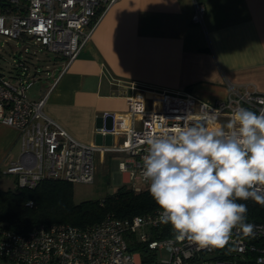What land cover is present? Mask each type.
I'll use <instances>...</instances> for the list:
<instances>
[{"label":"built area","instance_id":"1","mask_svg":"<svg viewBox=\"0 0 264 264\" xmlns=\"http://www.w3.org/2000/svg\"><path fill=\"white\" fill-rule=\"evenodd\" d=\"M4 1L0 36L20 44L12 55L13 75L0 71V122L20 131L19 158L4 173L12 175L19 187L31 188L50 178L92 183L96 154L111 152L122 154L117 166L126 175L124 183L139 191L148 185L143 158L150 136L206 123L213 113L217 125H223L237 107L257 114L264 109V92L254 85L228 83L227 96L213 101L167 90L146 96L131 85L132 91L125 94L126 110L105 113L111 124L101 128L104 133L121 135V141H81L46 113L47 91L38 98L29 95L39 75L33 77L28 62L19 58L45 50L62 58L61 71L66 70L116 0ZM204 14L205 6L195 2L191 21L203 25ZM56 79L53 77L49 87ZM159 214V209L123 218L107 214L87 226L39 223L23 232L0 222V260L7 264H264V222L247 221L255 225L253 237L234 231L224 249H201L187 239L176 240L171 226L160 223ZM132 243L145 245L152 258L142 261L141 252L130 248Z\"/></svg>","mask_w":264,"mask_h":264},{"label":"crops","instance_id":"2","mask_svg":"<svg viewBox=\"0 0 264 264\" xmlns=\"http://www.w3.org/2000/svg\"><path fill=\"white\" fill-rule=\"evenodd\" d=\"M195 2L205 6L203 25L191 21ZM0 39L12 53L20 45ZM61 59L49 72L57 79L46 113L81 141L114 144L122 136L101 130L111 124L104 114L126 110L131 85L206 101L226 97L228 83L264 92V0H116L64 71ZM30 96L41 97L40 87ZM19 155L20 131L0 122V176ZM112 156L118 164L122 154L97 153L96 168Z\"/></svg>","mask_w":264,"mask_h":264},{"label":"clouds","instance_id":"3","mask_svg":"<svg viewBox=\"0 0 264 264\" xmlns=\"http://www.w3.org/2000/svg\"><path fill=\"white\" fill-rule=\"evenodd\" d=\"M146 143L147 191L176 240L224 249L234 231L255 235L246 202L264 206V109L237 107L223 125L213 113Z\"/></svg>","mask_w":264,"mask_h":264},{"label":"trees","instance_id":"4","mask_svg":"<svg viewBox=\"0 0 264 264\" xmlns=\"http://www.w3.org/2000/svg\"><path fill=\"white\" fill-rule=\"evenodd\" d=\"M9 53L12 51L9 50ZM40 53L44 54L39 55ZM22 61L28 62L30 73L36 75L40 83L41 95L45 94L53 79L50 71L59 69L54 59L45 50L32 52ZM30 59H29V58ZM12 65L8 75H13ZM146 186L135 191L129 184L123 183L114 192L101 198L74 201L73 182L55 178L43 179L34 187H19L14 184L8 188L0 187V222L16 231H27L43 223L67 222L78 226H87L102 220L107 214L123 218L135 214H144L159 209L151 198ZM31 202V204H28ZM248 220L264 222V206L249 200ZM165 233V232H164ZM131 249L141 252L142 261L152 258L145 245L132 243Z\"/></svg>","mask_w":264,"mask_h":264},{"label":"rangeland","instance_id":"5","mask_svg":"<svg viewBox=\"0 0 264 264\" xmlns=\"http://www.w3.org/2000/svg\"><path fill=\"white\" fill-rule=\"evenodd\" d=\"M0 39V71L9 73V67L13 61L12 54L9 53L11 45ZM13 41H10V43ZM40 56L44 54L40 53ZM54 59L53 54H49ZM40 83L35 81L29 88V95L36 92ZM106 163L98 164L95 172V178L92 183H73L74 201L79 202L85 199L101 198L109 193L114 192L126 179V175L117 166V157L112 156ZM13 184L12 175L0 176V187L8 188ZM161 254H165L162 252ZM0 264H7L5 260H0Z\"/></svg>","mask_w":264,"mask_h":264},{"label":"water","instance_id":"6","mask_svg":"<svg viewBox=\"0 0 264 264\" xmlns=\"http://www.w3.org/2000/svg\"><path fill=\"white\" fill-rule=\"evenodd\" d=\"M5 3L4 0H0V5H3Z\"/></svg>","mask_w":264,"mask_h":264}]
</instances>
